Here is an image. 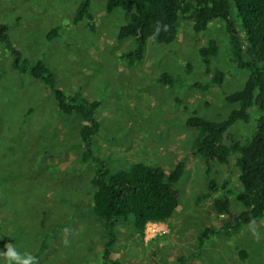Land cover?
I'll return each instance as SVG.
<instances>
[{"label":"rangeland","instance_id":"rangeland-1","mask_svg":"<svg viewBox=\"0 0 264 264\" xmlns=\"http://www.w3.org/2000/svg\"><path fill=\"white\" fill-rule=\"evenodd\" d=\"M79 1L0 0V24L6 25L19 60L42 61L65 94L100 103L92 149L111 171L143 163L167 173L183 163L170 219L146 224L142 235L131 219L120 220L110 259L264 264V219L235 230L225 226L241 210L237 155L231 154L227 165L208 168L192 152L195 131L185 126L192 114L220 121L236 107L225 96L241 88L247 73L230 60L222 21L211 20L204 31L194 32L181 16L173 42L149 40L143 58L130 64L122 53L131 42L117 40L116 34L132 10L106 13L105 0H89L94 26L89 30L85 21H72ZM208 41L217 53L206 72L198 49ZM214 69L223 73L221 85L210 80ZM164 72L170 84L158 81ZM82 124L78 116L60 113L41 82L14 69L0 46V252L11 244L33 255L35 264H104L106 233L91 212L96 167L80 160ZM230 131L244 142L252 124L239 122ZM217 199L224 203L221 214ZM206 229L212 234L200 243Z\"/></svg>","mask_w":264,"mask_h":264},{"label":"trees","instance_id":"trees-1","mask_svg":"<svg viewBox=\"0 0 264 264\" xmlns=\"http://www.w3.org/2000/svg\"><path fill=\"white\" fill-rule=\"evenodd\" d=\"M89 3V0L77 3L72 21L74 24L85 21L86 27L93 30ZM104 9L106 13L115 9L132 10L116 34L117 40L131 42L128 50L122 53L130 64L143 58L149 40L159 44L173 42L181 16H187L194 32L204 31L211 20L222 21L230 60L247 73L241 88L225 96V101L236 107L220 121H209L192 114L185 119V126L195 131L192 152L201 157L208 168L210 164L227 165L229 156L237 155L235 164L241 191L236 199L241 210L225 222L226 228L235 230L264 219V0H105ZM0 46L8 53L14 69L41 82L60 113L78 116L82 120L78 130L82 148L80 160L96 167L91 177V212L106 233L101 259L104 264H119L110 259L117 223L131 219L134 228L142 235L146 224L168 221L178 205L175 185L182 176L183 163H177L167 173L160 167L143 163H134L126 170L111 171L95 157L92 149V139L99 130L95 111L100 103L78 94H65L56 87L53 73L42 61H20L5 24H0ZM216 53L213 41L198 49L206 72L210 71V59ZM210 80L221 85L223 73L214 69ZM158 81L170 84L171 78L164 72ZM239 122L252 124L251 135L244 142L230 131ZM209 188L216 190L217 186L210 181ZM214 204L221 214L223 201L217 199ZM210 234L212 231L208 229L201 232L199 242Z\"/></svg>","mask_w":264,"mask_h":264},{"label":"clouds","instance_id":"clouds-1","mask_svg":"<svg viewBox=\"0 0 264 264\" xmlns=\"http://www.w3.org/2000/svg\"><path fill=\"white\" fill-rule=\"evenodd\" d=\"M4 249L0 252V256L4 258L0 264H35V257L28 252H17L11 244L6 245Z\"/></svg>","mask_w":264,"mask_h":264}]
</instances>
